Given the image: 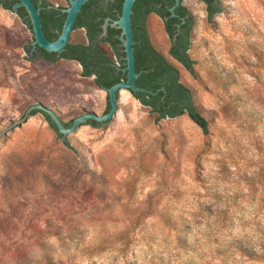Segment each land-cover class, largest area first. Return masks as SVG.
<instances>
[{
    "label": "rangeland",
    "instance_id": "374dc122",
    "mask_svg": "<svg viewBox=\"0 0 264 264\" xmlns=\"http://www.w3.org/2000/svg\"><path fill=\"white\" fill-rule=\"evenodd\" d=\"M183 2L192 71L162 17L147 24L210 132L188 114L156 122L122 89L106 127L67 135L74 149L28 108L69 122L104 113L107 91L76 60L31 61L32 29L0 4V264H264V0H222L211 19L203 0Z\"/></svg>",
    "mask_w": 264,
    "mask_h": 264
},
{
    "label": "trees",
    "instance_id": "16d2710c",
    "mask_svg": "<svg viewBox=\"0 0 264 264\" xmlns=\"http://www.w3.org/2000/svg\"><path fill=\"white\" fill-rule=\"evenodd\" d=\"M18 1L0 0V4L4 8L14 10L13 5ZM33 1L40 7L43 13L44 11H49L48 0H42V3H39V0ZM203 1L206 3V11L209 19L223 11L224 5L222 0ZM123 3L124 0H110L109 5L106 6L104 0H88L77 16L74 28L76 29L87 25L89 29V41L87 43L69 42L61 54L56 51L50 52L38 46L41 54L30 55V51L33 48V45L30 44L26 48L29 53V59L33 61L37 58H42L50 62H56L60 58L76 60L83 67L82 75L92 77L93 84L98 88L110 87L121 80H126L127 71L123 70V67L126 65V60L120 58L121 53L117 49H110L105 46L107 41L115 43L111 37L107 36L109 25L110 30L113 32L116 29H118V32L120 30L122 32V29L113 26L111 21L107 27V33L103 35L104 23L108 18L106 16L115 15V8L121 14ZM174 3L175 0H136L133 6L132 21L135 40L136 70L137 72L142 71L139 78L136 79V84L140 87L147 88V90L131 92L143 105L149 108V111L154 114L156 122L162 119L188 114L205 133H209V118L198 107L190 87L181 80L180 69L153 44L150 37L147 18L150 13L154 12L162 17L166 32L171 39L169 54L185 68L190 71L193 70L195 60L191 57L189 50L192 44V31L196 19L189 7L184 4L183 0L172 11L171 8ZM63 8L59 10L54 9L51 14V16L55 17L54 22L60 28L63 27L62 24H64L67 14L63 11ZM17 13L32 29L26 8L24 6L19 7ZM55 13H59V16H55ZM98 17H100L99 20H97ZM98 29L99 31H97ZM47 33L49 36L52 34H49V31ZM115 57L118 58L119 62H117ZM119 95L120 93H118ZM110 107L111 105L108 100L105 112L109 111ZM39 111L45 114L46 119L57 133V136L68 147L74 149L69 138L67 136L64 137L60 133L51 115L42 109H34L32 114ZM73 121L74 118L64 123L66 126H70ZM110 121L90 119L87 123L94 127H106Z\"/></svg>",
    "mask_w": 264,
    "mask_h": 264
},
{
    "label": "water",
    "instance_id": "95a60500",
    "mask_svg": "<svg viewBox=\"0 0 264 264\" xmlns=\"http://www.w3.org/2000/svg\"><path fill=\"white\" fill-rule=\"evenodd\" d=\"M87 1L88 0H69V6L63 8V11L67 14L62 31L60 32L58 38L55 40H50L45 35L40 7H38L33 0H19L13 5V9L15 12H17L18 8L21 6H24L26 8L35 38L32 42L33 48H35L36 46H40L50 52L56 51L61 54L66 49V45L69 42H76L77 40L80 28L75 29L74 25L79 12L82 10L83 5ZM135 2L136 0H124L122 13L120 14L119 18L111 20V18L108 17L104 23L103 35L107 33V27L110 21H112L111 23L113 26L122 29L120 38L124 45L126 60V65L123 67V70L127 71L126 80H121L110 87L103 88L107 91L108 100L111 105L109 111L104 112L102 114H99L94 111L80 114L74 118L72 125L66 126L64 121L54 109L47 107L43 104H33L28 108L24 119H27L29 115L32 114V111L34 109H42L43 111H46L49 115H51L52 119L58 126L60 133H62L63 136L66 137L68 134L75 132L81 124L88 122V120L90 119H94L97 121H106L113 119L117 115L119 110L118 93H120L122 89H128L134 92L147 90V88L140 87L136 84V79L139 78L142 71L137 72L136 70V58L134 48L135 40L132 21L133 6ZM180 3L181 0H175V3L171 10L174 11V9ZM173 14L175 13L173 12Z\"/></svg>",
    "mask_w": 264,
    "mask_h": 264
},
{
    "label": "flooded vegetation",
    "instance_id": "af4514ba",
    "mask_svg": "<svg viewBox=\"0 0 264 264\" xmlns=\"http://www.w3.org/2000/svg\"><path fill=\"white\" fill-rule=\"evenodd\" d=\"M109 1L110 0H104V4L106 6L109 5L108 4ZM39 3H42V0H39ZM93 5H95V4H93ZM48 6H49V11H44V13L41 11V17H42V22H43V29H44L45 35L47 36L48 39L55 40L60 35V32L62 31V28L63 27L60 28L58 26V24L54 22V18L55 17L51 16V14L53 13L52 11L54 9L55 10H59V9H62L63 7H61L60 5H57V4H53L50 1H49V5ZM119 14H120V12L118 11L117 8H115V15H109V16L111 17V20H113V19L117 18L119 16ZM55 16H59V13H55ZM109 16H106V17H109ZM99 19H100V17L97 18V20H99ZM101 25H103V24H101ZM62 26H63V24H62ZM48 27H49V29H48ZM79 28H82L84 30L86 39L84 41H77V42L87 43L89 41V29H88V26L87 25H83V26H81ZM47 29L49 31V34L52 33V34H50L51 36L48 35ZM117 30L118 29H116L114 32L111 31L110 30V25H109L107 36L108 37H111L115 41V43H113L111 41H107L105 44L110 49H117L121 53L120 54V58L125 59L124 45H123L122 40L120 38L121 30H120V32H118ZM97 31H99V29ZM53 32H54V34H53ZM112 33H113V35H112ZM35 54H38V55L41 54V51L38 48V46H36L35 48H32V50L30 51V55H35ZM37 59H40V58H37ZM115 59L117 60V62H119L117 57H115Z\"/></svg>",
    "mask_w": 264,
    "mask_h": 264
}]
</instances>
